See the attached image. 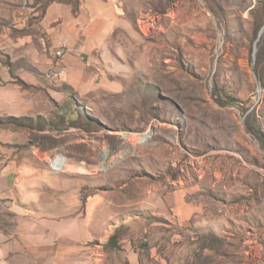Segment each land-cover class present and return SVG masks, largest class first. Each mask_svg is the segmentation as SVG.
I'll use <instances>...</instances> for the list:
<instances>
[{"label": "rangeland", "instance_id": "1", "mask_svg": "<svg viewBox=\"0 0 264 264\" xmlns=\"http://www.w3.org/2000/svg\"><path fill=\"white\" fill-rule=\"evenodd\" d=\"M49 1L0 0V71L27 90L49 77L64 98L45 118L0 116V129L59 144L83 206L94 193L122 204L104 263L264 264V139L247 129L264 138V0H117L128 28L107 37L80 88L53 66L23 59V77L10 63L6 42L32 31L18 17ZM175 190L200 212L178 221ZM16 222L0 203V226Z\"/></svg>", "mask_w": 264, "mask_h": 264}, {"label": "crops", "instance_id": "2", "mask_svg": "<svg viewBox=\"0 0 264 264\" xmlns=\"http://www.w3.org/2000/svg\"><path fill=\"white\" fill-rule=\"evenodd\" d=\"M75 2L76 11L70 0H52L41 15L18 17L17 26L32 31L10 37L5 44L10 63L18 68L15 75L25 77L28 71L20 72L24 61L41 74L53 66L63 69L61 84L80 88L107 50V37L128 28L117 0ZM58 49L60 56L55 55ZM0 77V116L45 118L49 99L64 98L63 92L50 89L46 76L34 81L39 90L21 88L7 70H1ZM23 133L0 129V203L17 220L15 230L7 232L0 226V264H105L110 253L102 246L116 227L113 219L122 212V204L114 208L109 197L104 201L94 193L83 206L81 179L67 173L65 162L62 170L50 166L58 155L65 159L59 144L29 139ZM184 195L178 190L171 194L172 212L182 222L201 208Z\"/></svg>", "mask_w": 264, "mask_h": 264}, {"label": "built area", "instance_id": "3", "mask_svg": "<svg viewBox=\"0 0 264 264\" xmlns=\"http://www.w3.org/2000/svg\"><path fill=\"white\" fill-rule=\"evenodd\" d=\"M62 54V50L58 49L55 51V55L56 56H60ZM63 73V69L59 68L57 71L53 72V76L57 77L59 75H61ZM145 138V136L140 137V140H143ZM64 159L61 155L56 156L55 158H53L50 161V166L55 169V170H62L63 166H64Z\"/></svg>", "mask_w": 264, "mask_h": 264}, {"label": "trees", "instance_id": "4", "mask_svg": "<svg viewBox=\"0 0 264 264\" xmlns=\"http://www.w3.org/2000/svg\"><path fill=\"white\" fill-rule=\"evenodd\" d=\"M52 1V0H51ZM72 3H73V11L75 10L76 11V3L77 2H75V0H70ZM50 2V1H49ZM48 2V3H49ZM47 3V4H48ZM46 4V5H47ZM14 119H17V118H14ZM247 129L253 134V135H255L256 137H258L260 140H262V139H264L263 137H262V133H261V131L259 130V128L258 127H251L249 124H247ZM212 237H215L214 235H212Z\"/></svg>", "mask_w": 264, "mask_h": 264}]
</instances>
